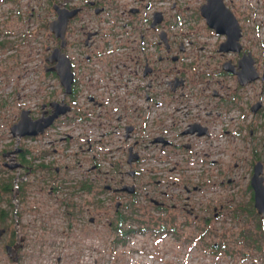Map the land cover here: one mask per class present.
Wrapping results in <instances>:
<instances>
[{
  "label": "flooded vegetation",
  "instance_id": "flooded-vegetation-1",
  "mask_svg": "<svg viewBox=\"0 0 264 264\" xmlns=\"http://www.w3.org/2000/svg\"><path fill=\"white\" fill-rule=\"evenodd\" d=\"M21 1L0 0V56L5 40L18 34L20 20L43 35L44 54L38 60V52L34 62L39 61L55 86L48 87L50 95L60 91L62 95L59 98L56 94L55 99L51 95L52 99L40 104L38 111H28V117L35 122L51 116L52 103L68 106L70 111L55 119L42 134L27 137L51 138L58 129L66 128L58 138L60 144L0 150V197L5 194L4 185H8L9 201L16 202L11 225L7 211L10 203L0 199V246L8 259L9 248L19 262L32 237L36 262L44 257L53 258L55 264H80L83 229L98 224L92 211L99 208L102 193L114 203L116 225L108 222V226L122 237L132 231L121 232L119 223H142L133 216H146V208L134 198H142L162 213L177 210L180 206L169 202L173 196L168 195L166 182H152L150 177L155 174L144 162L165 164L170 154L195 152L203 140L208 143L213 138L214 123L231 112L238 114L239 122L245 117L244 108L250 112L252 122L245 124L246 137L243 123L236 124L232 137L241 144L247 138L251 152L256 154L254 124L256 118L264 119L262 93L253 94L245 105L241 93L255 83L264 84V67L259 66L252 46L246 47L243 41L259 39L255 25L257 20L264 23V0H27L25 9ZM215 21L230 24L231 34L238 32V53L219 51L229 34H219L208 25ZM207 38L215 41L208 45L204 41ZM248 53L258 77L241 86L237 75L223 70V64L230 62V69L237 72L238 61ZM217 56L222 60L220 68L210 69L209 60ZM67 65L71 75L68 91L56 73L65 76ZM227 78L232 80L231 85L222 82ZM257 104L258 110L253 113ZM59 120L63 122L56 125ZM71 132L82 140L67 144L74 140ZM114 152L122 154V163L118 160L116 167L110 161ZM84 154H91L90 159L85 160ZM105 154L108 162L103 159ZM182 159L180 156L179 161ZM260 160L254 159L255 164ZM101 162L115 167L111 170L113 177L101 179ZM225 181L231 185L235 179L227 176ZM221 184L225 185L223 180ZM246 189L252 202L250 180ZM182 190L181 211L195 222L205 220L194 214L189 203L191 193L201 188L190 190L183 185ZM52 211L53 217L49 215ZM223 211L221 204L212 207L214 218ZM54 220L62 225L60 241L55 244L49 235H54L49 230ZM14 247L16 253L10 250Z\"/></svg>",
  "mask_w": 264,
  "mask_h": 264
},
{
  "label": "rangeland",
  "instance_id": "rangeland-1",
  "mask_svg": "<svg viewBox=\"0 0 264 264\" xmlns=\"http://www.w3.org/2000/svg\"><path fill=\"white\" fill-rule=\"evenodd\" d=\"M25 2L27 0L21 1L22 9H25ZM22 22L24 21L20 20V29L18 34H14L15 38L5 40L3 56H0L3 61L2 67L0 66V150L18 145L26 148L41 144L58 145L60 144L58 138L62 136L61 132L66 130V128H60L58 135L37 140H30L27 137H24L26 139L13 138L11 135L10 129L18 122L22 111H34L35 113L39 110L40 104H46L50 99H55L56 94L59 98L62 95L60 91L59 94L54 93L55 96L51 94L53 96L51 98L48 87L55 86L39 66V61L34 62L38 52L40 55L38 60H42L43 35L28 29L27 23ZM256 23L255 27L259 28L257 32L259 39L257 41L246 39L243 42L246 47L252 46L250 48L253 55L258 58L259 66L264 67V23H259L258 20ZM244 27L249 28L248 25ZM255 27L251 26L253 29ZM204 41L211 45L215 39L207 38ZM221 62L222 60L217 56L216 59L209 60L208 67L213 70L216 67L219 69ZM222 82L227 85L232 84L230 78L223 79ZM260 92L262 93L260 100L264 103V84L258 82L244 88L241 93L244 105L251 102L250 98L253 94H260ZM243 113L245 115L243 122H239L236 112H231L224 117L225 122L217 120L214 123L216 131L213 138L208 143L203 140L195 152L179 153L176 156L170 154L169 163L165 162V164L144 162L145 167L155 174L153 178L150 177L152 182L157 180H161L162 183L166 182L167 193L173 196V200L169 199V202L180 206L177 210L162 213L153 209L142 198H134L135 203L146 208V216H133V218H140L142 223L133 221L119 223L118 228L121 232L128 229L132 231L122 237V234L108 226V222L116 225L113 216L114 203L113 200H108L110 196L102 193L99 197V208L92 211V216L96 217L98 224L83 229V258L80 259V264H92L94 261L96 264H264V219L261 220L256 214L246 189L249 177L252 175V166L256 162L254 159L257 160L259 157L263 163L264 182V146L261 143L264 144V119L260 116L256 118L254 124L253 140L258 143L254 147L256 154L253 155L251 142H248L247 138H244L241 144L236 137H232L236 124L241 123H243V133L246 137L245 124L252 122V119L250 112L245 108ZM231 119L233 121H230ZM62 122L59 120L55 123L59 125ZM225 130L228 134L224 133ZM70 135L74 136V140L68 139L67 144H77V139L82 140L77 138L73 132ZM84 155L85 160L86 157L90 159L91 154ZM105 155L103 159L108 162V155ZM180 156L183 157L182 161H179ZM110 157V161L115 162V167L118 165V160L122 163L121 153L114 152ZM68 159L69 157L66 161ZM100 165L101 179L113 177L111 170L115 167L112 169L103 162ZM168 170L172 171L169 173ZM3 172L5 175L7 171ZM227 176L233 177L235 182L231 185L226 184ZM221 180L225 185L221 184ZM183 185H187L190 190L194 186L201 188L198 192L191 193L189 203L195 210L194 214L205 220L195 222L192 217L186 216L181 211L185 196L182 190ZM0 199L10 203L8 194L2 195ZM13 203L16 204L15 201ZM13 203L9 204L10 207L7 210L11 225L13 223ZM201 203L203 205L200 209ZM220 204L224 206V211L219 218H214L212 207L218 208ZM208 207L209 209L206 210ZM49 215L53 217L54 211ZM161 218L167 220L170 218V220L160 222ZM23 219L27 221L28 217L25 215ZM49 224L51 225L49 226L50 233L54 234L49 235L54 238L55 244L60 241L62 225L55 220ZM93 231L94 234H92ZM202 231L205 233L201 236ZM255 240L257 243L254 244ZM29 241L31 243H27L22 258L17 264H55L53 258L44 257L36 262L37 249L32 237H29ZM0 264H14L3 253L1 246Z\"/></svg>",
  "mask_w": 264,
  "mask_h": 264
},
{
  "label": "water",
  "instance_id": "water-1",
  "mask_svg": "<svg viewBox=\"0 0 264 264\" xmlns=\"http://www.w3.org/2000/svg\"><path fill=\"white\" fill-rule=\"evenodd\" d=\"M204 14V13H203ZM218 21V20H217ZM212 28H215L217 33L223 34L226 33L227 36V41L224 42L223 45L220 46V52H239L240 51V46L238 43L239 40V34L236 32V30L231 34V29H230V24L224 23V22H212L208 24ZM236 32V33H235ZM231 35V36H230ZM231 64L230 62H227L223 64V70L227 72H231L235 75H237L239 79V84L241 86L246 85L247 83H250L254 80L257 79L258 74L255 73V69L253 67V60L251 57V54L248 53L244 55L239 61H238V71L234 72L231 69ZM57 75L59 76L63 86L68 90H70V85H71V75L69 73V67L67 65V70H66V75L63 76L59 71H56ZM51 106L54 108V111L51 116L45 118V119H40L38 121L33 122L29 117H28V111H22L19 117L18 122L13 125L10 129L11 135L13 138H24V137H36L39 134H42L43 131L48 128L52 122L57 119L60 115H64L67 112L70 111V108L68 106H61L56 103H52ZM259 104L254 106L252 108L253 113H256L258 110ZM187 134V132L185 133ZM136 160V158L134 159ZM250 187L253 191V207L256 211V213L260 216V218H264V182L262 178V165L261 163H256L253 168V173L250 178ZM125 191H129L132 193L131 189L124 188ZM8 250V256L9 259L14 264H17L18 258L17 256L13 255L10 253L9 248ZM14 253L17 251V247H14L13 249L10 248Z\"/></svg>",
  "mask_w": 264,
  "mask_h": 264
},
{
  "label": "trees",
  "instance_id": "trees-1",
  "mask_svg": "<svg viewBox=\"0 0 264 264\" xmlns=\"http://www.w3.org/2000/svg\"><path fill=\"white\" fill-rule=\"evenodd\" d=\"M8 187H9L8 185H4L3 191H4L5 194L10 192L9 189H8ZM251 205H252V202H251ZM253 242H254V244H255L256 240L253 241ZM256 243H257V242H256Z\"/></svg>",
  "mask_w": 264,
  "mask_h": 264
},
{
  "label": "built area",
  "instance_id": "built-area-1",
  "mask_svg": "<svg viewBox=\"0 0 264 264\" xmlns=\"http://www.w3.org/2000/svg\"><path fill=\"white\" fill-rule=\"evenodd\" d=\"M179 116H180V115H179ZM179 116H178V117H179ZM221 120H223V121L225 122L224 117H222V118L220 119V121H221ZM227 121H228V120H227ZM215 131H216V125H214L213 128H212V133H213V135L215 134ZM57 132H58V130H57ZM56 135H58V133H57ZM54 136H55V135H54Z\"/></svg>",
  "mask_w": 264,
  "mask_h": 264
}]
</instances>
